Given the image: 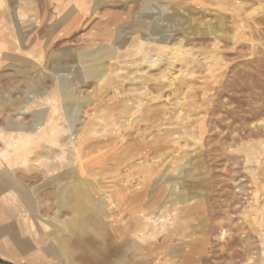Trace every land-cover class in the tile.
Wrapping results in <instances>:
<instances>
[{
  "label": "rangeland",
  "instance_id": "obj_1",
  "mask_svg": "<svg viewBox=\"0 0 264 264\" xmlns=\"http://www.w3.org/2000/svg\"><path fill=\"white\" fill-rule=\"evenodd\" d=\"M1 1L8 19V1L23 11L15 24L30 45L0 63V153L2 137L42 128L54 106L43 89L56 96L62 133L61 149L40 144L20 156L30 165L3 174L5 187L35 195L27 216L43 240L33 245L0 205V242L31 243L0 264H83L80 254L96 264H264V0H81L82 10ZM72 131L86 134L82 176ZM142 161L154 163L141 172ZM137 211L169 216L166 238L140 251L125 247ZM67 233L80 244L60 245ZM50 244L59 258L46 263L37 252Z\"/></svg>",
  "mask_w": 264,
  "mask_h": 264
},
{
  "label": "bare ground",
  "instance_id": "obj_2",
  "mask_svg": "<svg viewBox=\"0 0 264 264\" xmlns=\"http://www.w3.org/2000/svg\"><path fill=\"white\" fill-rule=\"evenodd\" d=\"M141 1V0H140ZM143 1V0H142ZM161 1V0H160ZM73 3H75V7L79 8L82 4L81 0H73ZM122 3V2H121ZM119 4V3H118ZM125 4V2L123 3ZM143 4V3H141ZM17 6V4H16ZM132 6V5H131ZM142 6V5H141ZM143 7V6H142ZM149 7V6H148ZM197 8V7H196ZM132 9V8H131ZM145 9V8H144ZM190 9V8H189ZM202 9V8H201ZM79 10H82L79 8ZM141 10V9H140ZM176 10V9H175ZM182 10V9H181ZM193 11V10H191ZM207 11V10H206ZM204 12V11H203ZM132 13V12H131ZM140 13V12H139ZM206 13V12H205ZM130 14V13H129ZM174 14V13H173ZM171 15V14H170ZM196 16V15H195ZM192 17V16H191ZM194 18V17H193ZM147 19V18H146ZM194 20V19H193ZM228 21V20H226ZM128 22V21H127ZM16 23V22H15ZM220 23V22H219ZM209 24V23H208ZM226 24V23H225ZM128 25V24H127ZM193 25V24H192ZM206 25V24H205ZM204 25V27H205ZM202 26V25H201ZM221 26V25H220ZM226 26V25H225ZM117 27V26H116ZM232 27V26H231ZM161 28V27H160ZM202 28V27H201ZM229 28V27H228ZM217 29V28H216ZM218 31V29H217ZM228 31V29H227ZM15 32V31H14ZM221 32V31H220ZM134 35V34H133ZM130 36V35H129ZM232 36V34H231ZM149 38V37H148ZM161 38V37H159ZM158 38V40H159ZM182 38V37H181ZM145 39V38H144ZM152 39V38H151ZM148 40V39H147ZM181 40V39H180ZM171 41V40H170ZM120 42V40H119ZM112 43V42H111ZM160 43V42H159ZM188 43V42H187ZM181 44V43H179ZM184 44V43H182ZM181 44V45H182ZM118 45V44H117ZM187 45V44H186ZM21 46V45H20ZM19 46V47H20ZM86 46V45H85ZM99 47V46H98ZM104 47V46H103ZM102 48V47H101ZM111 48V47H110ZM104 49V48H103ZM102 49V50H103ZM118 49V48H117ZM121 49V48H120ZM100 50V51H102ZM111 50V49H110ZM184 50V49H183ZM70 53V52H69ZM93 53V52H92ZM98 53V52H96ZM100 53V52H99ZM113 53V52H112ZM116 53V52H115ZM114 53V54H115ZM117 54V53H116ZM90 56V55H88ZM103 56V55H102ZM180 56V55H179ZM66 57V56H65ZM91 57V56H90ZM154 59V58H153ZM98 60V59H97ZM103 60V59H102ZM105 61V60H104ZM154 61V60H153ZM152 61V62H153ZM93 63V62H92ZM97 63V62H96ZM139 63V62H138ZM137 63V64H138ZM142 63V62H141ZM106 64V62H105ZM88 66V65H87ZM106 66V65H105ZM105 68V67H104ZM108 68V67H107ZM81 71V70H80ZM105 74V73H104ZM95 75V74H94ZM180 75V73H179ZM178 75V76H179ZM84 76V75H83ZM176 77V76H175ZM69 78V77H68ZM100 77H96V79H99ZM179 78V77H178ZM89 80V79H88ZM171 80V79H170ZM190 80V79H189ZM56 81V80H55ZM87 81V80H86ZM85 81V82H86ZM98 81V80H97ZM82 82V81H81ZM84 82V81H83ZM173 83V82H172ZM171 87V84L170 86ZM174 88V87H173ZM84 89V88H83ZM88 90V89H87ZM166 90V89H165ZM173 93V92H172ZM185 93V92H184ZM175 94V93H174ZM160 95V93L158 94ZM41 99L43 98V101L45 103H48L50 105H54L53 108L50 109V112L48 113L42 128H40V123L35 124L33 126L30 127V130L27 131L29 133L28 136H8V137H2V142L4 144V147L6 148L4 151H1L0 153V205L2 206H8L9 211L14 215L15 218V224H16V230L22 234V235H27L30 236L32 238V242L33 245L35 246H39L42 243V238L41 239H36L35 237V231H33V225L30 223V219L27 216V206H32L31 204V198H34L35 195H30V194H21L19 191H17L16 189H14V186L12 187V183L9 187H5L8 183V181L5 180V178H3V174H8V170L12 169V171L19 167V164H23V163H29L28 165H30L31 161H26L24 160V158L20 159L21 154L23 153L25 156L27 155H34L33 153L35 152V149L39 148L40 144L44 145V149L46 151L51 150L53 147H57L61 149V145L60 143L57 141L58 137L61 136L62 130L60 128H58V124L56 123L58 119L55 118V111L58 109V106L56 107V96L50 92L47 91L45 89H43L42 94H41ZM89 97V96H88ZM170 97V95H169ZM37 98V97H36ZM61 98V97H60ZM146 98V97H145ZM150 98V97H149ZM28 100L26 101V104L31 103L32 101V97L29 95ZM81 99V97H80ZM79 99V100H80ZM82 100V99H81ZM123 100V99H122ZM127 100V99H126ZM93 101V100H92ZM151 102V101H150ZM174 102V101H173ZM184 102V101H183ZM147 103V102H145ZM175 103V102H174ZM188 104V103H187ZM147 105V104H146ZM151 105V104H150ZM171 105V104H170ZM25 106V105H24ZM153 106V105H152ZM175 106V105H174ZM181 106V105H180ZM176 107V106H175ZM181 109V107H179ZM4 109V108H3ZM82 109V108H81ZM169 109V108H168ZM182 110V109H181ZM175 111V110H174ZM81 112V111H80ZM141 112V109H140ZM33 115V114H32ZM64 116V115H63ZM169 116V115H168ZM72 117V116H71ZM137 118V117H136ZM24 119V118H23ZM69 119V118H68ZM120 119V118H119ZM124 119V118H123ZM39 121V120H38ZM72 121V120H71ZM77 121V120H76ZM165 121V119H164ZM73 122V121H72ZM263 122V120H260L259 123L261 124ZM67 123V122H66ZM111 123V122H110ZM165 123V122H164ZM106 125V124H105ZM17 126V125H16ZM107 126V125H106ZM264 126V125H263ZM6 127V126H5ZM25 127V126H24ZM75 127V126H74ZM189 128V127H188ZM144 130V129H143ZM155 130V129H154ZM17 131V130H16ZM61 131V132H60ZM73 132V133H72ZM71 134L73 135V139H75V137H78V140L75 142L76 145L71 146V150H72V157H74V160H72V164H76V170L74 171V173L78 174V176H82L83 172H82V165L84 163V160L82 158L83 154H82V140L84 139L85 131H83L82 133H77L76 132V136L74 137V131H72ZM97 132H90L89 134L91 135H95ZM144 133V132H143ZM71 135V136H72ZM144 137V136H143ZM140 138V137H139ZM145 138V137H144ZM134 139V137L132 138ZM131 139V140H132ZM135 140V139H134ZM131 142V141H130ZM25 150V151H24ZM61 155V154H60ZM140 156V154L138 155ZM141 157V156H140ZM33 158V157H32ZM42 157H36L35 160L39 161V159ZM41 160V159H40ZM135 162V161H134ZM139 163V162H138ZM154 162L152 161L151 163L147 162V161H142V163H139V170H141V172H146L148 171L150 165H152ZM182 167V166H181ZM186 167V165H185ZM189 167V166H188ZM148 169V170H147ZM182 169L184 168V165L182 167ZM196 170V169H195ZM194 170V171H195ZM183 171V170H182ZM63 173V172H62ZM134 173V172H133ZM162 173V172H161ZM182 173V172H181ZM127 174V173H125ZM194 174V173H193ZM178 176V175H176ZM86 177V176H85ZM90 177V176H89ZM164 177V176H163ZM14 178V177H13ZM19 178V177H18ZM107 178V177H106ZM146 178V177H145ZM145 178L144 181L146 182ZM93 179V178H92ZM159 179V177H158ZM102 180V179H101ZM100 180V181H101ZM157 180V179H156ZM26 181V180H25ZM73 181V180H72ZM99 182V181H98ZM50 184V183H49ZM172 184V183H171ZM176 184V183H174ZM75 185V184H74ZM81 185V183H80ZM138 187L140 186L139 183L136 184ZM88 186V185H87ZM118 186V185H117ZM128 186V185H127ZM171 186V185H170ZM80 187V186H79ZM137 187V188H138ZM176 188V187H175ZM31 189V188H30ZM54 189V188H53ZM139 189V188H138ZM150 189V188H149ZM20 190V189H19ZM33 190V189H32ZM31 190V191H32ZM68 190V189H67ZM71 190V189H70ZM88 190V189H87ZM30 191V192H31ZM57 191V189H56ZM72 191V190H71ZM74 191V190H73ZM72 191V192H73ZM81 191V190H80ZM79 191V192H80ZM174 191V190H173ZM36 192V191H35ZM38 193V192H37ZM57 193V192H56ZM74 193V192H73ZM81 193V192H80ZM79 193V194H80ZM87 194V192H85ZM89 193V192H88ZM184 193V192H183ZM250 193V192H248ZM76 194V193H75ZM84 194V193H83ZM85 194V196H86ZM72 195V194H71ZM105 195V194H104ZM31 196V197H30ZM56 196V195H55ZM80 196V195H79ZM88 196V195H87ZM86 196V197H87ZM38 197V195H37ZM63 197V196H62ZM82 197V196H81ZM66 198V197H65ZM76 198V197H73ZM51 199V198H50ZM77 199V198H76ZM89 199V198H88ZM187 199V198H185ZM34 200V199H33ZM47 200V199H46ZM55 200V199H54ZM85 200V199H84ZM192 200H194V196H190L189 197V201L191 202ZM63 201V200H62ZM76 201V200H74ZM90 201V200H89ZM97 201V199H96ZM107 202V201H106ZM62 203V202H61ZM66 203V202H65ZM37 204V203H36ZM78 204V203H77ZM85 204V203H84ZM92 204V203H91ZM38 205V204H37ZM64 205V204H63ZM95 205V204H94ZM106 205V204H105ZM98 206V205H97ZM104 206V205H103ZM56 207V206H55ZM54 207V208H55ZM95 207V206H94ZM162 207V206H161ZM75 208V206H74ZM87 208V207H86ZM91 208V207H90ZM88 209V208H87ZM40 210V209H39ZM89 210V209H88ZM94 210V209H93ZM160 210V209H159ZM101 212V209H97L96 212H98L97 214L94 213V216H98V214ZM104 211V210H103ZM120 211V210H119ZM94 212V211H93ZM59 213V212H58ZM90 213V212H89ZM102 214V213H101ZM69 215V214H68ZM71 215V214H70ZM85 215V214H84ZM134 216L131 218L132 221V231L130 232L131 236L129 238V240L126 242L125 247L128 249H136V250H142L147 244H152L155 245L154 243H156L157 238L161 237L162 240H164L169 232V230L167 229V225H166V221H168V214L164 213V214H160L158 215L157 219L155 221H153V219L149 218L148 216L146 217L145 213L143 211H137V213L133 214ZM83 216V215H82ZM71 217V216H70ZM45 218V217H43ZM53 218V217H52ZM60 218V217H59ZM93 218V217H92ZM82 219V218H81ZM122 219V218H121ZM73 220V219H72ZM75 220V219H74ZM39 221V219H38ZM62 222V221H61ZM72 222V221H71ZM77 222V221H76ZM75 222V224H76ZM63 223V222H62ZM34 224V223H33ZM57 224V223H56ZM70 224V223H69ZM108 224V223H107ZM12 225V224H11ZM45 225V224H43ZM64 225V224H63ZM82 226H84L83 224H81ZM41 226V225H40ZM72 226V225H71ZM129 226V225H128ZM9 227V226H8ZM11 227V226H10ZM47 227V225H46ZM41 228V227H39ZM45 228V227H44ZM64 228V227H63ZM71 228V227H70ZM79 228V227H78ZM14 229L15 228H11ZM47 229V228H46ZM79 231L81 229H78ZM90 230V229H89ZM88 230V231H89ZM8 231V230H7ZM42 231V230H41ZM45 231V230H44ZM43 231V232H44ZM48 231V230H47ZM2 232V231H1ZM72 232V231H70ZM81 233L79 235H75L78 237L79 242H85L88 241L87 240V236L85 235L84 231H80ZM92 232V231H89ZM46 233V232H45ZM74 234V232H73ZM72 233H67L66 236L57 239V241L60 243V245H64V247L68 248V247H73L75 246V244H80L77 240H73L74 235ZM15 236V235H14ZM51 237V236H49ZM55 241V240H53ZM125 241V240H124ZM48 242V241H47ZM45 242V243H47ZM31 243L27 240H21L19 245L16 247H13V245L11 243H9L8 241H1L0 242V254L3 257H8V258H12V256L15 255H19L20 251H19V246L22 247L24 245H31ZM3 247L5 248L6 251H4ZM55 245L54 244H50L48 247H44L42 249L43 251L38 250L37 254L40 255V257L38 259L44 261L47 263V258L46 256H56L59 258L58 252L55 250ZM136 252V251H135ZM48 254V255H46ZM62 255V253H61ZM2 257V258H3ZM64 258V257H63ZM150 261V260H149ZM250 261V260H249ZM248 261V263H249ZM78 262L83 263V264H96L97 262V258L96 259H90L84 256V254H80L79 260ZM251 263V262H250ZM156 264H163L161 262H158Z\"/></svg>",
  "mask_w": 264,
  "mask_h": 264
},
{
  "label": "crops",
  "instance_id": "obj_3",
  "mask_svg": "<svg viewBox=\"0 0 264 264\" xmlns=\"http://www.w3.org/2000/svg\"><path fill=\"white\" fill-rule=\"evenodd\" d=\"M0 5L3 6L4 2L1 1ZM19 5L21 6L22 4L18 3V6ZM7 6H8V8L11 9V12H13L14 15L15 14L19 15L20 12L22 11L21 9H20L21 11L18 10L19 7L17 8L16 3H14L13 1H12V3H10V1H8ZM14 15H13V18L8 19L10 17H7L8 16L7 12L3 11V13H2L0 10V63H2L5 60H8V59L4 58L5 55L11 56L12 59L13 58H19L20 57V51L21 52L27 51V49H22V47L30 45L28 39L27 40L24 39V36H23L25 34L24 33L25 30L27 31L28 28L25 27V28L19 29V27H18L19 24H15L16 15L15 16ZM21 16H23V15H21ZM73 19L74 18H71L70 22H72ZM5 22H8L9 26H11V28H9V30L7 28H5V26H8L6 24L4 25ZM8 58H10V57H8Z\"/></svg>",
  "mask_w": 264,
  "mask_h": 264
}]
</instances>
